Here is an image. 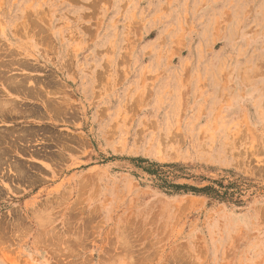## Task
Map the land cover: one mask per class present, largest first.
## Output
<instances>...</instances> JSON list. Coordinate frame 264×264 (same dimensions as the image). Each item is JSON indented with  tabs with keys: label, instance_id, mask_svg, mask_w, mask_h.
Listing matches in <instances>:
<instances>
[{
	"label": "rangeland",
	"instance_id": "374dc122",
	"mask_svg": "<svg viewBox=\"0 0 264 264\" xmlns=\"http://www.w3.org/2000/svg\"><path fill=\"white\" fill-rule=\"evenodd\" d=\"M3 93L0 264H264V0H0Z\"/></svg>",
	"mask_w": 264,
	"mask_h": 264
},
{
	"label": "bare ground",
	"instance_id": "6f19581e",
	"mask_svg": "<svg viewBox=\"0 0 264 264\" xmlns=\"http://www.w3.org/2000/svg\"><path fill=\"white\" fill-rule=\"evenodd\" d=\"M12 55H13V54H12ZM24 87H25V86H24ZM19 88H20V87H19ZM37 88H38V87H37ZM22 90H23V89H20V92H22ZM37 90H38V89H37ZM29 93H30V92H29ZM32 94H34V93H32ZM3 95H4V98H3L4 101H3V102H0V109L2 110V108H3L4 106H5V107H7V106H12V107H14V105L16 104V103L14 104V102H16V101H14V97H13V98H9L7 93H6V94L3 93ZM27 95H28V94H27ZM29 95H30V94H29ZM27 97H28V96H27ZM9 100H11L12 102L10 103ZM15 100H16V99H15ZM57 105H58V104H57ZM47 106H48V105H47ZM15 107H16V106H15ZM59 107H60V106H59ZM5 109H6V108H5ZM5 109L3 108V111H5ZM35 109H36V108H35ZM39 110H40V109H39ZM39 110H38V111H39ZM58 110H59V109H58ZM3 111H2V112H3ZM32 111H33V110H32ZM41 111H42V110H41ZM17 112H18V111H17ZM33 112H34V111H33ZM3 113H4V112H3ZM3 113H2V114H3ZM6 113H7V112H6ZM15 113H16V112H15ZM19 113H20V112H19ZM57 113H59V112H57ZM9 114H10V112H9ZM40 115H41V114H40ZM54 120H55V119H54ZM0 132H1V131H0ZM2 133H5V134H6V132H4V131H3ZM8 135H9V134H8ZM1 136H3V138H2ZM4 136H5V135H3V134L1 135V134H0V151H1V148H2V146H1V145H2V141H4V140L6 141V140H8V138H10V137H8L7 139H4V138L7 137V135H6V137H4ZM10 136H11V134H10ZM21 137H22V136H21ZM2 139H4V140H2ZM20 139H21V138H20ZM23 139H24V138H23ZM25 139H26V136H25ZM27 139H28V137H27ZM1 140H2V141H1ZM10 141H11V140H10ZM13 141H14V140H13ZM13 141H12V144H13ZM22 141H23V140H22ZM8 142H9V141H8ZM15 142H16V140H15ZM28 142H29V141H28ZM12 144L9 143V145H12ZM14 144H15V143H14ZM16 144H17V143H16ZM15 146H17V145H15ZM5 147H7V146H5ZM11 147H13V145H12ZM11 147H10V148H11ZM11 149H12V148H11ZM0 153L3 154L4 152L1 151ZM2 154H1V155H2ZM6 155H7V154H6ZM15 157H16V156H15ZM1 161H2V160H1ZM1 161H0V162H1ZM1 164H2V163H1ZM1 164H0V165H1ZM17 169H19V168H17Z\"/></svg>",
	"mask_w": 264,
	"mask_h": 264
},
{
	"label": "crops",
	"instance_id": "0c3cea01",
	"mask_svg": "<svg viewBox=\"0 0 264 264\" xmlns=\"http://www.w3.org/2000/svg\"><path fill=\"white\" fill-rule=\"evenodd\" d=\"M83 84H86V88H84V96L83 97V104L84 103H89L91 101H94L96 100L95 97L98 93H95V90H97L94 86H95V83L94 82H89V81H86L84 82Z\"/></svg>",
	"mask_w": 264,
	"mask_h": 264
}]
</instances>
